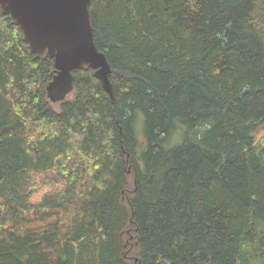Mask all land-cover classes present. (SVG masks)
I'll list each match as a JSON object with an SVG mask.
<instances>
[{
  "label": "trees",
  "instance_id": "obj_1",
  "mask_svg": "<svg viewBox=\"0 0 264 264\" xmlns=\"http://www.w3.org/2000/svg\"><path fill=\"white\" fill-rule=\"evenodd\" d=\"M89 13L113 101L83 68L55 108L0 7V264H264V0Z\"/></svg>",
  "mask_w": 264,
  "mask_h": 264
},
{
  "label": "water",
  "instance_id": "obj_2",
  "mask_svg": "<svg viewBox=\"0 0 264 264\" xmlns=\"http://www.w3.org/2000/svg\"><path fill=\"white\" fill-rule=\"evenodd\" d=\"M89 6L90 0H0L32 53L53 60L47 96L51 90L72 89V73L90 68L113 101L111 69L95 46Z\"/></svg>",
  "mask_w": 264,
  "mask_h": 264
},
{
  "label": "rangeland",
  "instance_id": "obj_3",
  "mask_svg": "<svg viewBox=\"0 0 264 264\" xmlns=\"http://www.w3.org/2000/svg\"><path fill=\"white\" fill-rule=\"evenodd\" d=\"M72 95H73V92L71 89L68 91H64V89L63 90L61 89L51 90L48 93V99L51 105L56 108L59 101L63 99H70ZM139 136H140V133H139ZM140 137H142V134ZM256 139L264 143V127L256 134Z\"/></svg>",
  "mask_w": 264,
  "mask_h": 264
}]
</instances>
